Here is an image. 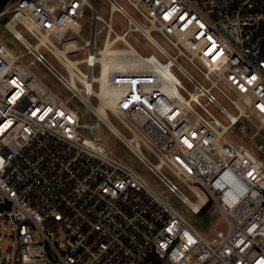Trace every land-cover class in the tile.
Listing matches in <instances>:
<instances>
[{
    "label": "built area",
    "instance_id": "built-area-1",
    "mask_svg": "<svg viewBox=\"0 0 264 264\" xmlns=\"http://www.w3.org/2000/svg\"><path fill=\"white\" fill-rule=\"evenodd\" d=\"M105 1L109 16L124 17L121 33L90 0H8L0 11V23L25 48L16 54L0 40V217L17 229L19 264H264V156L224 139L251 116L264 130V0ZM131 31L158 54L128 42ZM106 47L130 50L136 65L105 68ZM34 61L67 98L29 70ZM101 84L108 116L130 132L116 137L193 214L216 206L226 228H195L104 146L96 135L104 121L88 124L97 118L91 99L99 103ZM257 150L264 152V136Z\"/></svg>",
    "mask_w": 264,
    "mask_h": 264
},
{
    "label": "rangeland",
    "instance_id": "rangeland-1",
    "mask_svg": "<svg viewBox=\"0 0 264 264\" xmlns=\"http://www.w3.org/2000/svg\"><path fill=\"white\" fill-rule=\"evenodd\" d=\"M90 2L103 13L105 18L109 17L111 20V25L118 33H121L125 29L126 21L120 13L114 12L110 16L108 15V3L105 0H90ZM121 4L131 12L130 8H128L126 4L122 2ZM89 17V9L85 8L83 17L78 19L79 23L82 25V36L88 35ZM21 32L24 37L30 39L26 31L21 29ZM103 35L104 32H102L96 38L97 47L102 46ZM154 36L165 48L173 52L172 48L165 41V39L156 33H154ZM126 38L128 42L134 45L140 52L144 54H158L157 50L140 33L131 31ZM0 40L16 54L25 51L24 46L12 36V34L3 26L2 23H0ZM85 53L86 52L84 50H81L76 56L82 57L85 55ZM44 54L50 62H52L60 71L63 72V69L58 65L52 56L46 52H44ZM32 58L33 57L31 54H25L22 57V60L25 63H28V61ZM179 60L188 70L198 77L196 70L192 66H190L183 58H179ZM28 68L40 81H42L49 89L52 90V92L58 96L65 99L70 95V92L66 89V87L60 83L42 63L34 61L28 65ZM97 72L98 67H95L94 73L96 74ZM179 77L186 85H188L183 76L179 75ZM91 101L93 104H97L96 99L92 98ZM77 105L79 108L81 107V103L77 102ZM229 109L231 110V108ZM91 117L93 118V116ZM109 117L119 131H121L126 136L130 135V132L121 124V122H119L111 114H109ZM220 117L223 122L227 121L224 117ZM100 128L102 130L101 142L104 144V146H106L115 157L136 169L147 181V183L157 192L163 195L166 194L169 203L175 207L195 228L206 234H212L213 227L216 229L226 228L227 223L216 206L210 205L201 215L193 214L187 205L182 203L175 194L169 192L165 184L161 182L157 176L151 170H149L135 156V154L129 150L103 123H100ZM86 136L91 137L89 133H86ZM263 136L264 130L257 128V120L251 116L250 118H243L241 123L233 127L224 135V139L231 142L243 143L258 156H264V152L257 150V144L262 142ZM141 150L151 161H156V158L145 146H142ZM162 171L168 177L173 178L171 173L166 168H162ZM175 182L190 200L195 198L194 195L181 182L178 180H175ZM0 264H19L17 229L11 226L3 217H0Z\"/></svg>",
    "mask_w": 264,
    "mask_h": 264
},
{
    "label": "bare ground",
    "instance_id": "bare-ground-1",
    "mask_svg": "<svg viewBox=\"0 0 264 264\" xmlns=\"http://www.w3.org/2000/svg\"><path fill=\"white\" fill-rule=\"evenodd\" d=\"M70 47H71L70 44H66L67 49H69ZM130 52H131L130 50H112V49L106 47L105 50L103 51V56L101 58L103 66L105 68H108V66L111 65V66H114L115 68H118V69H125L129 66H131V67L135 66L136 63H134L132 60L130 61V59H131ZM57 53L63 54V50H60ZM95 94L99 99V103L98 104L92 103L91 109L96 113L97 118L88 124H90V126H92V125L98 126L97 119H102L104 121L105 125L107 126V128L115 136L121 137V133L119 132V130H117L115 125L111 122V120H110V118L106 112V108H107V106H109V101H108V99H105L104 96H109L108 88L104 84H101L100 92H96ZM227 114L234 119H238L237 116L232 115V113L228 110H227ZM98 128L99 127H94V130H96ZM101 134H102L101 131L96 133V135H101ZM199 195H200L201 199H204V197L201 194H199ZM188 204L190 206L198 208V203L193 201V200L189 199Z\"/></svg>",
    "mask_w": 264,
    "mask_h": 264
},
{
    "label": "water",
    "instance_id": "water-1",
    "mask_svg": "<svg viewBox=\"0 0 264 264\" xmlns=\"http://www.w3.org/2000/svg\"><path fill=\"white\" fill-rule=\"evenodd\" d=\"M8 0H0V11L2 10L4 4L7 2Z\"/></svg>",
    "mask_w": 264,
    "mask_h": 264
}]
</instances>
